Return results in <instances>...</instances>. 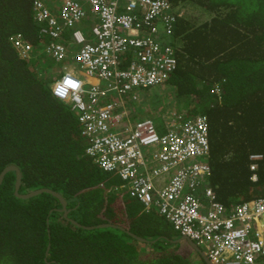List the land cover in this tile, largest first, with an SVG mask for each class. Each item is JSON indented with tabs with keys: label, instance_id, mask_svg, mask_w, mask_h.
<instances>
[{
	"label": "trees",
	"instance_id": "obj_1",
	"mask_svg": "<svg viewBox=\"0 0 264 264\" xmlns=\"http://www.w3.org/2000/svg\"><path fill=\"white\" fill-rule=\"evenodd\" d=\"M171 1L179 46L167 92L181 102L179 111L189 103L190 116L207 117L209 185L231 211L264 197V0ZM31 3L0 0V172L17 167L19 195L41 188L58 193L68 219L49 193L16 196L15 173L6 172L0 182V264H205L155 211L109 194L118 177L101 171L85 153L88 143L75 110L50 91L53 72L60 68L42 48L66 44L70 29L56 38L41 35ZM157 23L154 19L143 29ZM16 35L32 46L29 60L17 54L10 40ZM51 62L58 69L46 70ZM252 161L254 171L249 170ZM192 194L199 196L200 190ZM71 220L127 232L86 230Z\"/></svg>",
	"mask_w": 264,
	"mask_h": 264
},
{
	"label": "built area",
	"instance_id": "obj_2",
	"mask_svg": "<svg viewBox=\"0 0 264 264\" xmlns=\"http://www.w3.org/2000/svg\"><path fill=\"white\" fill-rule=\"evenodd\" d=\"M31 8L41 35L56 38L64 28L70 29L66 44L48 43L42 48L55 63L70 62L60 69L61 77L52 79L51 92L80 111L81 134L89 142L86 153L100 169L117 174L121 181L117 192L127 194L144 211H157L177 232L195 242L211 264H263L258 257L264 258V239L256 224L264 217V197L239 203L231 211L217 200L208 181L207 117H183L182 111L170 108L162 116L161 133L150 119L118 128L125 111L115 114V103L103 104L109 93L129 91L133 100L135 88L170 80L177 62L173 49L166 43L162 47L151 36L156 28L143 39L122 35L123 29L137 33L140 22L135 23L133 13L139 14L143 24L160 20L170 34L175 20L170 1L62 0L58 17L42 0H32ZM87 18L89 37L77 28ZM10 38L19 57L32 58L30 44L23 43L19 35ZM129 49H134L139 60L121 69L119 55ZM81 73L102 79L104 86L97 83L87 88ZM111 76L113 81L108 83ZM256 168L252 161L249 170ZM193 190H200V195L194 196Z\"/></svg>",
	"mask_w": 264,
	"mask_h": 264
},
{
	"label": "clouds",
	"instance_id": "obj_3",
	"mask_svg": "<svg viewBox=\"0 0 264 264\" xmlns=\"http://www.w3.org/2000/svg\"><path fill=\"white\" fill-rule=\"evenodd\" d=\"M62 0H46V5L47 4H50V5H52L51 7H49L50 8V10L52 11V13L56 16V17H58V13H59V3L61 2ZM170 1V4H171V6L173 7V4H172V1L171 0H169ZM57 2V3H56ZM55 4H57V7H55ZM124 4V3H123ZM50 5H47V7L48 6H50ZM171 14L172 15H174L173 13H172V10H171ZM133 15H135V17L133 18V20L135 21V23L137 24V22H140V26H139V28H138V30H137V33L136 34H134V35H132V34H128V30L126 29V30H122V35L123 36H131V37H134V38H136V39H143V38H145L146 36H148L149 35V33L151 32V30L153 29V28H156V33H154V34H152L151 36L153 37V38H155V39H158L160 42H159V44L162 46V45H164L165 43L168 45L167 47H171L172 49H173V55H174V58H175V60H176V62H177V59H176V48L179 46V44H178V38H179V35L177 36H175L174 37V33H175V25H176V22H177V18H178V16H176V15H174V18H175V20L174 21H172L171 22V28H170V34H167L166 33V30H165V28H164V26L162 25V23L160 22V20H158V23L156 24V26L155 27H152V28H150V29H148V30H144L143 29V27L144 26H146L147 24H143L142 23V20L141 19H139V14L138 13H133ZM84 20H86V19H84ZM83 20V21H84ZM82 21V22H83ZM82 22H80L79 24H78V26H77V28L79 29V26L82 24ZM89 23H90V21H89ZM91 24V23H90ZM135 24V25H136ZM135 28H136V26H134V31H135ZM90 32H91V29H90ZM86 34V33H85ZM91 34V33H90ZM90 35H88V37H89ZM91 38V37H90ZM163 47V46H162ZM119 59H120V62H121V67H119V68H121V69H128V67L131 65V63L133 64V63H137V60H139V58H138V54L137 53H134V49H129L128 51H126L125 53H123V54H120L119 55ZM122 62H124V63H127V68H123L122 67ZM54 73V75L52 76V79L53 78H55L56 79V77H61V75L63 74V73H61V70L59 69L58 70V73H55V72H53ZM61 73V74H60ZM173 75V74H172ZM171 75V76H172ZM79 77L80 78H82L83 79V81L85 82V84H86V87L87 88H89V86L90 85H92V84H97V83H99L101 86H104L103 85V82L98 78V77H94V76H90V77H88V76H85L84 74H79ZM171 78V77H170ZM108 83L109 82H111V81H113V77L111 76L108 80ZM53 82V80L51 81V83ZM169 82V81H168ZM168 82H166L165 84H162V85H157V86H165V85H167V83ZM50 83V84H51ZM152 88V87H151ZM151 88H149V87H147V89H151ZM143 89H145V88H143V87H140V88H135L132 92H134L135 93V96H136V92H139V91H142ZM50 91H51V88H50ZM128 93H124V94H121V95H118L116 92H112V93H109L108 94V96H107V98L103 101V104H108V103H115L117 106H116V110L114 111V113L115 114H121L122 112H124L125 110H124V106H125V100H128L129 101V105H130V107H131V103H133L134 101H136V99H137V97L135 98V99H131V93H129V91H127ZM216 93L219 95V90H216ZM51 94H52V92H51ZM52 96L56 99V100H58L59 102H61L64 106H68L70 109H72V110H75V113H76V118H77V121H78V123L80 124V134H81V130H82V125H81V123L79 122V115H80V111L79 110H77V109H74V108H72L69 104H67V103H65L64 101L65 100H60L59 98H57L56 96H54L53 94H52ZM119 96H121V97H119ZM120 103H121V105H120ZM118 109H120V110H122V111H120V110H118ZM168 109H170V108H165V110L167 111ZM113 113V114H114ZM125 115H126V117H123V119H122V121H124L125 122V125H124V127H126V126H130V125H132L133 124V122H129L128 120H127V115H128V113L125 111ZM161 116V115H160ZM153 121V120H152ZM154 123V122H153ZM208 125H209V123H208ZM82 135V134H81ZM82 137H84L83 135H82ZM85 138V137H84ZM86 139V138H85ZM87 140V139H86ZM87 143H88V146H89V142H88V140H87ZM87 146V147H88ZM87 147H86V149H87ZM210 147V146H209ZM85 153H86V150H85ZM87 154V153H86ZM88 155V154H87ZM209 155H210V152H209ZM89 156V155H88ZM90 157V156H89ZM90 159L93 161V158H91L90 157ZM208 159H209V157H208ZM94 162V161H93ZM94 164L97 166V164L94 162ZM209 164V163H208ZM210 166V165H209ZM98 167V166H97ZM99 168V167H98ZM100 169V168H99ZM101 171H103L102 169H100ZM103 172H105V171H103ZM105 173H107V174H113V175H116L117 176V174H115V173H110V172H105ZM118 177V176H117ZM119 179V178H118ZM119 181H120V179H119ZM120 184H121V181H120ZM119 186V185H118ZM117 186V187H118ZM213 189H214V187L212 186V185H210ZM215 191V190H214ZM110 193H113L112 192V189L110 190ZM128 198H129V196L127 195V194H125ZM216 198H217V195H216ZM131 199V198H130ZM133 201H134V199H132ZM218 200V199H217ZM251 201V200H250ZM136 202V201H135ZM139 206H140V208L144 211V209L142 208V206L138 203V202H136ZM221 203V202H220ZM151 210H153V209H151ZM61 211V210H60ZM149 211V210H148ZM153 211H155V210H153ZM68 212V211H67ZM156 213H157V211H155ZM63 214V213H62ZM158 214V213H157ZM158 215H160V214H158ZM161 216V215H160ZM162 217V216H161ZM164 218V217H163ZM165 219V218H164ZM264 219V217L263 218H261L259 221H258V223L256 224V228L259 230V232H260V234H261V237H262V239H264V230H263V228H262V220ZM166 220V219H165ZM167 221V220H166ZM169 224H170V226H171V228H172V230L178 235V238L176 239V240H178V239H180L181 237H185V236H183V235H181L179 232H177L174 228H173V225L169 222V221H167ZM185 238H187V237H185ZM189 239V238H188ZM190 240V239H189ZM193 242V241H192ZM195 245H196V243L195 242H193ZM180 244H182L184 247H186L187 248V241L186 240H183V241H181L180 242ZM197 246V245H196ZM198 247V246H197ZM199 248V247H198ZM200 249V251L202 252V254L208 259V257H207V255L205 254V252L201 249V248H199ZM196 252V251H195ZM197 254H198V252H196ZM199 255V254H198ZM200 256V255H199ZM201 257V256H200ZM201 259L203 260V258L201 257ZM258 259L260 260V262H262L263 264H264V258H261V257H258ZM204 261V260H203ZM208 261L210 262V260L208 259ZM210 264H211V262H210Z\"/></svg>",
	"mask_w": 264,
	"mask_h": 264
},
{
	"label": "rangeland",
	"instance_id": "obj_4",
	"mask_svg": "<svg viewBox=\"0 0 264 264\" xmlns=\"http://www.w3.org/2000/svg\"><path fill=\"white\" fill-rule=\"evenodd\" d=\"M90 28H91V24L89 23V19L87 18L86 20H84L82 22V24L79 26V30L85 35H90ZM72 46V45H70ZM77 47H75L76 49ZM40 53V51H39ZM41 62L44 61V58H40ZM64 64H69V62H60V63H55L56 66H58L61 70H62V66ZM55 65L51 62V64H49L46 67V70H48V68H52L53 69H58L57 67H55ZM62 73V71H61ZM60 73V74H61ZM159 93V92H157ZM136 101L133 102V110H131V107L129 105V101L125 100V106H124V110L130 115H132V122H137V121H141V120H145V119H150L153 120L156 128L160 131H158L159 133L163 132V119L160 116V111L162 108H172L173 104H174V94L172 97L171 102L168 101V96L166 94L165 99L163 100V98L161 96H159L158 94H156L155 92H146V91H139L136 92ZM183 107L185 108V110H183L182 115L183 117H189V109L191 108V104L187 103L184 104ZM122 111V110H120ZM125 122L122 121L118 128L120 127H124ZM120 185V181L118 180V184ZM127 197V196H125ZM129 202L132 203L131 200H128ZM135 202V201H134ZM140 207V206H139ZM68 219V218H66ZM75 225V224H74ZM79 227V226H78ZM154 241V240H151ZM142 245V244H141ZM141 245L137 246V248L140 247L144 248L145 247H141ZM150 254V253H149ZM145 257H147L148 253H144Z\"/></svg>",
	"mask_w": 264,
	"mask_h": 264
},
{
	"label": "water",
	"instance_id": "obj_5",
	"mask_svg": "<svg viewBox=\"0 0 264 264\" xmlns=\"http://www.w3.org/2000/svg\"><path fill=\"white\" fill-rule=\"evenodd\" d=\"M8 171H14L15 173V182H14V194L16 196H19L20 198H29V197H32V196H35L39 193H42V192H46V193H49L51 195H53L54 197H56L60 204H61V211H62V215L64 218H67V209H66V202L64 201V199L56 192H53L51 190H48V189H37V190H31L30 192L26 193V194H22V195H19L18 194V189H19V186H20V172L18 171L17 167L13 166V165H9V166H6L2 169V171L0 172V182L4 176V174ZM71 223L75 224L76 226H79V227H82L86 230H91V229H94V228H104V227H113V228H118L119 230L121 231H125L127 232L124 228L122 227H119V226H116V225H111V224H100V225H97L95 227H91V226H82L80 224H78L76 221L74 220H71ZM262 228L264 230V219L262 220ZM129 233V232H128ZM130 234V233H129ZM130 236H132L133 238H135L137 241L139 242H147L145 239L141 238V237H137L135 235H132L130 234ZM183 240H186L188 245L196 252H198V254L203 258L205 264H210V262L208 261V259L202 254V252L200 251V249L191 241L189 240L188 238H185V237H181L180 239H178L177 241L178 242H181Z\"/></svg>",
	"mask_w": 264,
	"mask_h": 264
},
{
	"label": "crops",
	"instance_id": "obj_6",
	"mask_svg": "<svg viewBox=\"0 0 264 264\" xmlns=\"http://www.w3.org/2000/svg\"><path fill=\"white\" fill-rule=\"evenodd\" d=\"M57 3V2H56ZM55 7H57V4H55ZM167 91H169V88H168V86L167 85H165V86H154V87H152L151 89H147L146 90V92H155L156 94H158L159 96H161L162 98H163V100L165 99V97H166V94L168 95L169 94V92H167ZM157 92H159V93H157ZM168 101L169 100H171V96H170V94L168 95ZM178 105H180L181 106V102H174V104H173V106H172V108H174V110L175 111H179L178 110V108H177V106ZM118 110H120V109H118ZM131 110H133V103H131ZM183 110H185V108L184 107H181V109H180V111H182L183 112ZM166 110H165V108H162L161 109V111H160V115H161V117L163 116V114H164V112H165ZM166 114V113H165ZM127 120L129 121V122H132V115L130 114H128L127 115ZM158 130V129H157ZM163 130H164V128H163ZM158 131H160V130H158ZM118 183H116L114 186H112L111 188H110V190L112 189V192L113 193H110V191H109V194H111V195H115V196H119V197H125L126 195L125 194H122V195H120L118 192H117V185ZM114 196V197H115ZM122 203V202H121ZM134 203V202H133Z\"/></svg>",
	"mask_w": 264,
	"mask_h": 264
},
{
	"label": "bare ground",
	"instance_id": "obj_7",
	"mask_svg": "<svg viewBox=\"0 0 264 264\" xmlns=\"http://www.w3.org/2000/svg\"><path fill=\"white\" fill-rule=\"evenodd\" d=\"M164 184H166V182H164Z\"/></svg>",
	"mask_w": 264,
	"mask_h": 264
}]
</instances>
